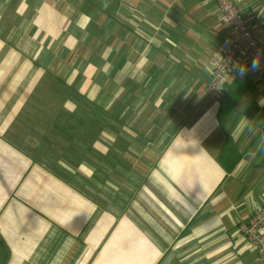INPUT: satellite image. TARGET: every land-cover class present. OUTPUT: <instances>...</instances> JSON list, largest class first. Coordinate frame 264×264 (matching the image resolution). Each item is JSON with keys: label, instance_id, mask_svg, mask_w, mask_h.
<instances>
[{"label": "crops", "instance_id": "0c3cea01", "mask_svg": "<svg viewBox=\"0 0 264 264\" xmlns=\"http://www.w3.org/2000/svg\"><path fill=\"white\" fill-rule=\"evenodd\" d=\"M232 41L213 0H0L5 264H257L264 83L241 55L207 93Z\"/></svg>", "mask_w": 264, "mask_h": 264}, {"label": "built area", "instance_id": "2783aa9c", "mask_svg": "<svg viewBox=\"0 0 264 264\" xmlns=\"http://www.w3.org/2000/svg\"><path fill=\"white\" fill-rule=\"evenodd\" d=\"M129 2L130 0H124ZM220 11V21L230 28L233 41L218 60L211 74L207 93L217 95L224 91L225 81L241 55H246L264 83V47L255 36L234 0H213ZM241 231L254 246L257 264H264V207L243 225Z\"/></svg>", "mask_w": 264, "mask_h": 264}, {"label": "trees", "instance_id": "16d2710c", "mask_svg": "<svg viewBox=\"0 0 264 264\" xmlns=\"http://www.w3.org/2000/svg\"><path fill=\"white\" fill-rule=\"evenodd\" d=\"M246 89L241 86L239 88H237L235 91H234V97L236 98L235 102L238 101V99L242 98L243 96V93H245ZM74 119H78V118H75L73 116H70L68 118L66 117H63V116H60L57 120V125H62L65 123H71V122H75ZM79 120V119H78ZM225 167L227 168L228 171H231L233 169V167L235 166V164H231L229 162V159L227 158V160H225ZM226 163L228 164V166L226 165ZM0 249L2 250V255L3 257L1 258V261H0V264H5L6 263V259H5V253H6V249H5V245L3 244L1 238H0Z\"/></svg>", "mask_w": 264, "mask_h": 264}, {"label": "rangeland", "instance_id": "374dc122", "mask_svg": "<svg viewBox=\"0 0 264 264\" xmlns=\"http://www.w3.org/2000/svg\"><path fill=\"white\" fill-rule=\"evenodd\" d=\"M39 103H40V102H39ZM40 105H41L40 108H42V106H43L42 103H40ZM9 136H12L11 132L9 133Z\"/></svg>", "mask_w": 264, "mask_h": 264}]
</instances>
